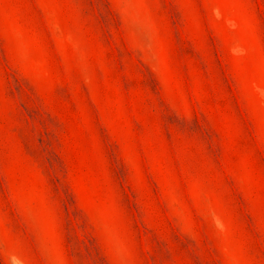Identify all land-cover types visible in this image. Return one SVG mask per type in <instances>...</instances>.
<instances>
[{
	"label": "rangeland",
	"instance_id": "rangeland-1",
	"mask_svg": "<svg viewBox=\"0 0 264 264\" xmlns=\"http://www.w3.org/2000/svg\"><path fill=\"white\" fill-rule=\"evenodd\" d=\"M0 264H264V0H0Z\"/></svg>",
	"mask_w": 264,
	"mask_h": 264
}]
</instances>
